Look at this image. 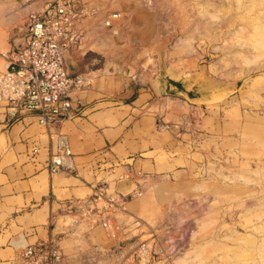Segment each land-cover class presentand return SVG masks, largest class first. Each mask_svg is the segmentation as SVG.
<instances>
[{
	"label": "crops",
	"instance_id": "crops-1",
	"mask_svg": "<svg viewBox=\"0 0 264 264\" xmlns=\"http://www.w3.org/2000/svg\"><path fill=\"white\" fill-rule=\"evenodd\" d=\"M47 1L0 0V70L2 54L23 43L30 12ZM86 1L93 11L83 22L80 46L69 53L70 65L96 77L71 93L72 116L49 131L34 117L10 124L0 109V264H20L26 246L48 239L61 248V264H131L143 235L137 222L153 230L165 204L190 195L197 184L194 157L204 145L216 152L223 139L240 137L224 131L221 103L196 95L205 90L169 82L159 88L152 72L136 79L121 72L120 60L147 56L128 51V41L145 48L156 41V33L140 27H157V0ZM57 132L69 139L73 173L46 169ZM100 184L122 194L143 191L107 228L86 215Z\"/></svg>",
	"mask_w": 264,
	"mask_h": 264
},
{
	"label": "rangeland",
	"instance_id": "rangeland-1",
	"mask_svg": "<svg viewBox=\"0 0 264 264\" xmlns=\"http://www.w3.org/2000/svg\"><path fill=\"white\" fill-rule=\"evenodd\" d=\"M156 3L157 27H140L156 41H128V51L147 56L120 60L121 72L155 78L165 68L220 82L209 104L221 103L224 131L240 137L200 149L197 184L162 207L158 225L147 219L153 230L137 222L148 252L130 263L264 264V0Z\"/></svg>",
	"mask_w": 264,
	"mask_h": 264
},
{
	"label": "built area",
	"instance_id": "built-area-1",
	"mask_svg": "<svg viewBox=\"0 0 264 264\" xmlns=\"http://www.w3.org/2000/svg\"><path fill=\"white\" fill-rule=\"evenodd\" d=\"M87 3L86 0H48L30 12L23 43L2 54L5 65L0 70V109L10 124L34 117L40 126L53 130L72 116L71 93L92 85L90 75L70 74L66 63V55L80 46L83 22L93 11ZM118 16L113 14L111 18ZM111 18L105 21L107 26L111 25ZM55 136L56 150L47 160L46 169L50 174L73 173L76 168L69 139L63 132ZM37 153L38 148L32 147L31 154ZM142 193L135 188L129 194H122L100 184L86 215L107 228L115 214L125 212L127 202ZM147 252V244L141 243L135 252L139 262ZM62 257L57 242L48 239L26 246L17 260L20 264H61Z\"/></svg>",
	"mask_w": 264,
	"mask_h": 264
},
{
	"label": "water",
	"instance_id": "water-1",
	"mask_svg": "<svg viewBox=\"0 0 264 264\" xmlns=\"http://www.w3.org/2000/svg\"><path fill=\"white\" fill-rule=\"evenodd\" d=\"M17 46H20V44ZM66 63H67L69 73L75 74L76 72L72 70L71 65H70L69 54L66 55ZM161 69H164V71L163 72L160 71V73L152 81L159 88L162 86V83L164 82H169L175 85L177 84L179 86H181L182 84L189 85V87L193 88L194 90L193 92H196V89L199 88L205 91L199 92L196 95H200L201 93H206L205 98L201 99V100H205L206 103L211 102L212 98L217 93L221 92L222 87L220 84H217V83L215 84L213 82H210L209 79H206L205 77L199 78V75L192 73L188 76L183 75L181 78H177L173 76L172 74H170L169 72H167L165 68H161Z\"/></svg>",
	"mask_w": 264,
	"mask_h": 264
}]
</instances>
